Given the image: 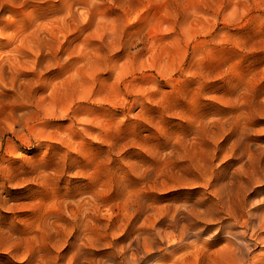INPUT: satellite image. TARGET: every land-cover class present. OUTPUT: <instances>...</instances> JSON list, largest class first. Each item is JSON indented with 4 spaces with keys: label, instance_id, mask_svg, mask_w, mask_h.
<instances>
[{
    "label": "rangeland",
    "instance_id": "obj_1",
    "mask_svg": "<svg viewBox=\"0 0 264 264\" xmlns=\"http://www.w3.org/2000/svg\"><path fill=\"white\" fill-rule=\"evenodd\" d=\"M21 45L0 264H264V0H0Z\"/></svg>",
    "mask_w": 264,
    "mask_h": 264
},
{
    "label": "bare ground",
    "instance_id": "obj_2",
    "mask_svg": "<svg viewBox=\"0 0 264 264\" xmlns=\"http://www.w3.org/2000/svg\"><path fill=\"white\" fill-rule=\"evenodd\" d=\"M35 35L39 36L38 34ZM23 47L24 46L21 45L20 50H14V53H17V55H3V52L0 53V87L5 89L9 88V90L13 92L12 97L14 101L21 103L19 107L20 109L17 108L18 112H15L16 114H14L15 122L18 125H21L23 123L22 121H24L28 117V112L25 107L28 103H33L32 90L34 89L36 84L35 77L37 74L35 72L36 68L34 65V61H31V63L33 64L31 70H33L32 72H34V75H32V77L29 76L30 78L22 77L23 73H21V69L22 67H25L26 64L25 57L23 59L22 54L24 53V56H27V54L25 53L30 49V47L28 50L23 49ZM19 54H21V56H19ZM28 56L29 60L33 58L30 55ZM21 62L22 64H19ZM248 223L249 221H247V224ZM249 247L250 246H248V248ZM231 254L236 264H241L245 260V253L241 247L235 248L233 251H231Z\"/></svg>",
    "mask_w": 264,
    "mask_h": 264
}]
</instances>
